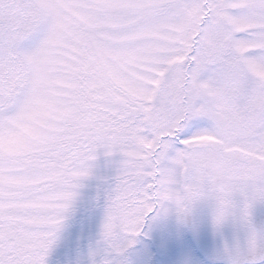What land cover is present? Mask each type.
Masks as SVG:
<instances>
[{
	"label": "snow or ice",
	"instance_id": "obj_1",
	"mask_svg": "<svg viewBox=\"0 0 264 264\" xmlns=\"http://www.w3.org/2000/svg\"><path fill=\"white\" fill-rule=\"evenodd\" d=\"M78 209L75 264H264V0H0V264Z\"/></svg>",
	"mask_w": 264,
	"mask_h": 264
},
{
	"label": "rangeland",
	"instance_id": "obj_2",
	"mask_svg": "<svg viewBox=\"0 0 264 264\" xmlns=\"http://www.w3.org/2000/svg\"><path fill=\"white\" fill-rule=\"evenodd\" d=\"M98 182H89L86 193L94 195ZM99 226V213L89 215L78 209L72 215L62 234L61 242L50 258V264H75V260L81 249H86L91 239L96 235Z\"/></svg>",
	"mask_w": 264,
	"mask_h": 264
},
{
	"label": "flooded vegetation",
	"instance_id": "obj_3",
	"mask_svg": "<svg viewBox=\"0 0 264 264\" xmlns=\"http://www.w3.org/2000/svg\"><path fill=\"white\" fill-rule=\"evenodd\" d=\"M264 210H257V214L260 215Z\"/></svg>",
	"mask_w": 264,
	"mask_h": 264
}]
</instances>
